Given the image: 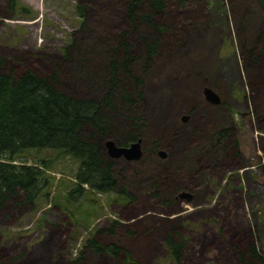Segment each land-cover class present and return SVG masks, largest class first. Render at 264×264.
Masks as SVG:
<instances>
[{
    "label": "rangeland",
    "instance_id": "1",
    "mask_svg": "<svg viewBox=\"0 0 264 264\" xmlns=\"http://www.w3.org/2000/svg\"><path fill=\"white\" fill-rule=\"evenodd\" d=\"M128 2L18 0L19 8L12 10L10 0H0L3 69L49 74L58 64L63 90L79 98L102 97L110 52L122 33L137 55L144 52L141 36L152 34L143 25L132 27ZM156 19L167 28L158 53L149 67L140 59L133 68L144 80L143 99L132 109L118 103L124 115L116 117L113 135L104 142L110 157L107 141L130 129L138 132L142 157H122L114 168L120 186L135 199L116 203V192L75 199L86 209L88 198H94L100 208L89 229L81 227L74 239L73 225L59 207L44 203L32 212L9 203L0 209V264H125L124 255L115 259L84 247L89 230L108 229L114 220L116 231L100 239L131 251L134 262L128 264H175L164 245L170 226L179 227L186 239L181 264H241L235 247L252 239L264 256V121H259L264 116V7L260 0H166ZM72 38L76 46L66 63L63 51ZM248 50L254 53L251 60ZM134 84L123 77L117 94L122 86L132 91ZM205 87L218 92L222 104L207 101ZM134 113L139 119L128 117ZM226 127H233L235 149L228 148L229 139L218 138ZM49 154L55 152H32L36 160ZM73 159L54 163L58 200H65L67 181L77 170ZM182 191L193 198L180 199ZM80 250L84 260L74 262Z\"/></svg>",
    "mask_w": 264,
    "mask_h": 264
},
{
    "label": "trees",
    "instance_id": "2",
    "mask_svg": "<svg viewBox=\"0 0 264 264\" xmlns=\"http://www.w3.org/2000/svg\"><path fill=\"white\" fill-rule=\"evenodd\" d=\"M260 3L264 7V0H260ZM10 6L12 10H17L20 5L18 0H10ZM165 6L166 0H129L126 15L132 27L138 30L143 25L151 29L152 34L141 36L144 52L137 55L126 38L127 34L122 33L119 43L110 52L106 81L100 85L104 94L100 98H79L63 90L58 64L49 74L33 69L5 71V59L0 56V209L6 208L9 203L19 207L28 206L32 212H38L44 203L59 207L73 225L70 238L74 239L80 234L81 227L89 229L91 220L97 217L100 208L99 200L94 198H88L89 205L86 209H83L82 200L75 199L85 200L90 192H116L112 199L116 203L135 199L134 194L126 186H120V181L115 177L117 160L108 157L104 142L113 135L117 126L116 117L123 114L118 103L127 104L132 109L143 99L144 80L134 73L133 68L140 59L149 67L157 55L163 32L167 28L156 18L164 11ZM77 10L81 16H85L84 7L78 4ZM74 46L76 40L72 38L71 43L64 47V62L68 63L70 47ZM252 56L254 53L249 51L250 60ZM254 58L255 61L262 57L260 55ZM74 61L71 60V64ZM77 69L80 72L82 70L80 67ZM123 77L133 80L134 87L132 91H127L122 86L117 94L116 88L122 85ZM132 114H128V117L132 120L139 119L138 114ZM259 121H264V116L261 115ZM220 136L229 139L228 147H237L233 127L220 131ZM139 138L138 132L130 129L123 136L118 135L115 142L128 146ZM44 149L53 150L55 154L38 160L32 156L33 151L39 153ZM66 156H72L75 163H78L77 170L74 178L67 181L70 188L64 196L65 200H58L56 192L53 193L57 182L52 170L55 161ZM29 159L33 161L30 162ZM163 203L167 204L169 201ZM118 226L119 221L114 220L108 229L89 230L90 235L84 247L115 259L124 255L122 261L125 264L133 263L131 251L116 242L105 243L100 239L104 233H114ZM164 245L170 259L175 264H181L186 239L180 234L179 227L167 228ZM235 249L241 264L264 263V256L257 248L255 239L249 240L244 247L236 246ZM82 260L84 252L80 250L73 261Z\"/></svg>",
    "mask_w": 264,
    "mask_h": 264
},
{
    "label": "water",
    "instance_id": "3",
    "mask_svg": "<svg viewBox=\"0 0 264 264\" xmlns=\"http://www.w3.org/2000/svg\"><path fill=\"white\" fill-rule=\"evenodd\" d=\"M205 98L211 103H220L221 99L219 94L210 87H206L204 90ZM188 116H183L182 120L186 121ZM106 146L108 147V153L113 159H120L122 157L127 160H138L143 155V150L141 147V140L135 141L128 146L118 145L115 141H107ZM162 157L166 156V153L163 151L159 152ZM180 199H187L190 201L193 198V195L190 192L182 191L178 196Z\"/></svg>",
    "mask_w": 264,
    "mask_h": 264
},
{
    "label": "flooded vegetation",
    "instance_id": "4",
    "mask_svg": "<svg viewBox=\"0 0 264 264\" xmlns=\"http://www.w3.org/2000/svg\"><path fill=\"white\" fill-rule=\"evenodd\" d=\"M206 88V87H205ZM218 93V92H217ZM219 94V93H218ZM219 96H220V98H221V95L219 94ZM208 101V100H207ZM211 103V102H210ZM220 105V104H222V101L220 102V103H212V105ZM245 115H248V113H245L244 115H243V118L245 119ZM251 116H252V114H251ZM249 117V116H248ZM251 118V117H250ZM228 127H226V128H224V129H222L223 131L225 130V129H227ZM222 130H218L219 132H217V135H218V138L219 137H221L220 136V131H222ZM238 136V135H237ZM222 139H226L227 137H225V138H223V137H221ZM228 140V139H227ZM228 143V142H227ZM228 148H231V149H233L231 146L230 147H228ZM185 199V198H184ZM187 200V199H186Z\"/></svg>",
    "mask_w": 264,
    "mask_h": 264
}]
</instances>
